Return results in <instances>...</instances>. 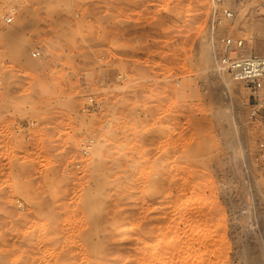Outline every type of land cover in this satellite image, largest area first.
Returning a JSON list of instances; mask_svg holds the SVG:
<instances>
[{
  "label": "rangeland",
  "instance_id": "374dc122",
  "mask_svg": "<svg viewBox=\"0 0 264 264\" xmlns=\"http://www.w3.org/2000/svg\"><path fill=\"white\" fill-rule=\"evenodd\" d=\"M0 26V264H264V125L218 62L228 34L264 54L263 0H0Z\"/></svg>",
  "mask_w": 264,
  "mask_h": 264
},
{
  "label": "built area",
  "instance_id": "2783aa9c",
  "mask_svg": "<svg viewBox=\"0 0 264 264\" xmlns=\"http://www.w3.org/2000/svg\"><path fill=\"white\" fill-rule=\"evenodd\" d=\"M223 15L230 17L233 14L224 9ZM13 19V16L8 14L2 18V21L4 24H9ZM33 56H40V51L34 50ZM218 62L234 81L243 83L252 91L255 103L251 104L249 100V115L252 119L262 122L264 125V54L250 50L244 38L228 34L220 39ZM98 106L99 102L94 97H90L83 105L82 110L95 109ZM93 143V138L85 139L81 152L84 155L90 154ZM259 151L262 159H264V141L260 143Z\"/></svg>",
  "mask_w": 264,
  "mask_h": 264
},
{
  "label": "bare ground",
  "instance_id": "6f19581e",
  "mask_svg": "<svg viewBox=\"0 0 264 264\" xmlns=\"http://www.w3.org/2000/svg\"><path fill=\"white\" fill-rule=\"evenodd\" d=\"M253 3V2H252ZM263 11V10H262ZM261 11V12H262ZM10 32H8L9 34H8V36H9V38L10 39H13V37H15V35H16V32H13L12 30H9ZM18 32V31H17ZM20 32V31H19ZM5 35V34H4ZM6 36V35H5ZM8 38V37H7ZM9 41V40H8ZM220 66V65H219ZM221 67V66H220ZM159 177V176H158ZM157 178V177H156ZM163 178H164V176H163ZM159 181V180H158ZM161 182V181H160ZM165 182V181H164ZM162 183V182H161ZM162 186V185H161ZM168 189V188H167ZM168 191V190H167ZM171 191V190H170ZM165 192V191H164ZM170 193V192H169ZM168 196V195H167ZM163 205H164V203H163ZM185 209V208H184ZM171 210H173V209H171ZM183 211V210H182ZM138 219V218H137ZM162 219V218H161ZM139 220V219H138ZM141 220V219H140ZM174 222V221H173ZM182 222V221H181ZM186 223V222H185ZM141 224V223H140ZM139 224V225H140ZM144 224V223H143ZM138 225V224H137ZM262 225H264V223L262 224ZM138 228V227H137ZM137 228H136V230H137ZM263 229V228H262ZM133 230H134V228H127V229H124V230H122L120 233H119V235H118V240H119V242H126V240H128L129 238H131L130 236H132V232H133ZM135 232V231H134ZM264 234V233H263ZM128 238V239H127ZM119 245H122V244H119ZM96 250H94V253H96L95 252ZM57 254H59V253H57ZM92 254V253H91ZM94 255V254H93ZM104 255V254H103ZM64 256V255H63ZM68 256V255H67ZM106 256V255H105ZM93 257H95V256H93ZM90 258V257H89ZM97 258V257H96ZM95 258V260H97ZM99 258V257H98ZM104 258V257H103ZM108 259V258H107ZM63 260V259H62ZM69 260H71V259H69ZM93 260V259H92ZM105 260V259H104ZM103 260V261H104ZM61 261V260H60ZM64 261V260H63ZM99 261H100V259H99ZM98 261V264L100 263H102L101 261L99 262ZM108 261V260H107ZM56 262V261H55ZM95 262V261H94ZM94 262H92V264H95ZM53 263V262H52ZM62 263V262H61ZM89 263H91V262H89ZM60 264V263H59ZM65 264V263H64ZM71 264V263H70ZM103 264V263H102Z\"/></svg>",
  "mask_w": 264,
  "mask_h": 264
}]
</instances>
